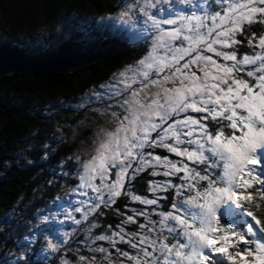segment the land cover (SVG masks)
<instances>
[{"label":"snow or ice","instance_id":"1","mask_svg":"<svg viewBox=\"0 0 264 264\" xmlns=\"http://www.w3.org/2000/svg\"><path fill=\"white\" fill-rule=\"evenodd\" d=\"M120 3L100 38L142 55L76 98L110 124L60 162L77 182L40 216L52 235L5 264H264V0Z\"/></svg>","mask_w":264,"mask_h":264},{"label":"trees","instance_id":"2","mask_svg":"<svg viewBox=\"0 0 264 264\" xmlns=\"http://www.w3.org/2000/svg\"><path fill=\"white\" fill-rule=\"evenodd\" d=\"M119 2L0 0L1 22L4 18L16 21L17 14H20L23 20L18 21H32L37 27L50 28L55 17L62 13L74 15L72 18L75 21L70 26L74 28L71 34L64 32L63 37L51 43H36L31 48L22 47L0 35V215L22 195L31 196L37 186L40 188L47 171L56 169L65 157L75 152L74 144L63 145L35 166H21L16 162L5 164L3 155L11 144L22 148L23 138L29 131H37L38 135L45 132L43 128L46 124L43 126L37 122V110L43 114L45 104L56 103L64 96L74 97L106 82L116 70L142 55L138 45L126 40L101 39V34L107 37L110 30L97 26L90 18L91 13L112 12ZM10 28H16L15 23ZM136 187L143 190L147 185L138 181ZM124 203L126 200L123 197L117 202L121 208ZM104 211L106 215L100 217L101 221H118L113 209ZM6 234L12 239L19 235L14 229L0 232V264H4L1 256L7 248ZM77 238L82 239L83 234ZM34 260L32 255L31 261ZM51 261L59 264L55 256Z\"/></svg>","mask_w":264,"mask_h":264},{"label":"rangeland","instance_id":"3","mask_svg":"<svg viewBox=\"0 0 264 264\" xmlns=\"http://www.w3.org/2000/svg\"><path fill=\"white\" fill-rule=\"evenodd\" d=\"M120 7L121 3L119 2L114 6L112 12L91 13L90 18L97 26L107 28L111 31L112 22L101 20L100 18L115 13ZM73 16H66L63 13L59 14L55 17L53 25L48 28L42 25L37 27L32 21H18L17 19H23L20 14H17V17L15 16L16 21L9 18H4V21L3 19L2 22L0 21V26L4 27H0V35L23 45L22 47L31 48V45L45 41L51 43L57 38L63 37V34H71L70 32L74 31V28L70 27L75 22L72 18ZM14 23L16 28L12 30L10 25ZM123 68L116 70L110 78L114 74L119 73ZM110 78L100 85L106 84ZM98 86H92L74 97L64 96L59 98L56 103L51 102L45 104L46 108L43 107V114L39 113L40 111L38 112V109L36 115L37 122L43 126L46 124V127L43 128L45 132L43 134L41 132L38 135L37 131H29L23 138L25 140L22 141V146H20L22 148L11 144L5 155H3L5 164L16 162L17 165L21 164V166H35L45 160L43 153L46 151V145L47 150H50V154L60 146L71 144L75 145V152L70 156L87 153L93 145L98 129L108 127L110 120L106 119L103 111L96 106L78 108L75 101L76 98L85 96L90 90ZM37 143L41 144L39 145ZM59 165L56 169L47 171V177L42 179L40 188L37 186L31 196L24 197L22 195L23 197L0 215V232L4 230L11 232L14 229L19 233L14 239L6 234L8 236L5 240L7 248L3 252V256H1L2 263L5 264L6 259L10 260L13 256H20L22 254L19 249V244L26 243L23 237L32 234L29 232L30 227L40 224V228H33V233L37 237V243L32 246V249H29V252L33 250L38 251L45 243L43 237L52 235L50 232L42 231V229L49 227V225L47 223H41L40 216L58 212L64 206V201L57 200V197L66 196L71 190V185L77 182L74 175H62L59 170ZM70 167L75 169L78 165L75 161H68L64 165V171H69ZM54 227L60 228L61 226L57 224ZM62 227L72 228L75 225H71L69 222ZM34 257L35 260L33 262L31 261L33 264L38 259V256L35 254ZM53 257L51 256L49 259L51 260ZM27 259L28 257H25L26 262Z\"/></svg>","mask_w":264,"mask_h":264}]
</instances>
